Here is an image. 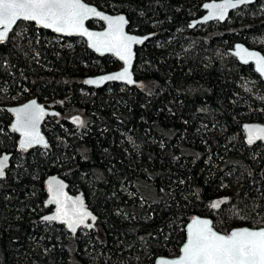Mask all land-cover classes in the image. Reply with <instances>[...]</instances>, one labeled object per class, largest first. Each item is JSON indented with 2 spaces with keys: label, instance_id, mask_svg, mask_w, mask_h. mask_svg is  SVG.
<instances>
[{
  "label": "trees",
  "instance_id": "16d2710c",
  "mask_svg": "<svg viewBox=\"0 0 264 264\" xmlns=\"http://www.w3.org/2000/svg\"><path fill=\"white\" fill-rule=\"evenodd\" d=\"M85 1L125 13L132 32H154L136 49L144 85L90 88L87 75L120 63L31 22L0 43V155L14 153L0 180V264H153L180 253L194 214L223 233L263 227L264 144L247 143L243 125L264 123V81L229 49L243 42L264 53V0L194 29L206 0ZM30 97L61 115L44 125L49 148L25 152L5 106ZM77 113L84 122L73 126ZM53 173L84 192L96 229L72 235L40 219ZM222 195L228 203L213 208Z\"/></svg>",
  "mask_w": 264,
  "mask_h": 264
},
{
  "label": "snow or ice",
  "instance_id": "6c2138e0",
  "mask_svg": "<svg viewBox=\"0 0 264 264\" xmlns=\"http://www.w3.org/2000/svg\"><path fill=\"white\" fill-rule=\"evenodd\" d=\"M248 0H238L243 4ZM205 7L220 9V18L227 8L237 7L236 3L226 0L221 5H205ZM89 14L97 16L100 13L84 4L82 0H0V43L4 42L9 31L18 20L36 21L45 28H52L56 32H80L93 40L92 47L99 51L101 47L108 51H115L116 54L126 62L130 63L131 44L141 41L124 33L123 26L127 22L123 16L110 18L102 17L108 21V31L105 33H92L84 28V21ZM249 57L256 59L258 69L264 73V57L256 53H248ZM244 59V57H241ZM247 62V61H245ZM106 80H124L131 83L130 74L126 68L123 72L104 77ZM88 83H98L89 80ZM34 105V102H33ZM33 106H26L18 110L16 129L23 131L25 137L21 147H28L32 144L43 143L35 131V126L43 116V110H32ZM22 114V115H21ZM252 130L250 129V132ZM257 133H264V129H256ZM264 140V135L249 136V143L253 139ZM7 157L0 160V177L4 175V168ZM62 188V185L60 186ZM52 200L61 205L57 216L45 217L46 220L61 219L68 216L66 203L59 199V190L52 189ZM68 198L65 197V200ZM73 205L79 204L78 208H73L76 219L70 221L68 226L75 230V225L84 223V220L91 214L83 209L82 203L72 201ZM213 208L219 207V202L212 204ZM95 219V217H92ZM182 257L177 260L161 259L160 264H264V228L253 230L242 228L233 230L229 235H222L214 231L211 222L208 220L195 219L188 227L187 242L182 249Z\"/></svg>",
  "mask_w": 264,
  "mask_h": 264
},
{
  "label": "water",
  "instance_id": "95a60500",
  "mask_svg": "<svg viewBox=\"0 0 264 264\" xmlns=\"http://www.w3.org/2000/svg\"><path fill=\"white\" fill-rule=\"evenodd\" d=\"M82 2L86 5H88L89 7L95 9L96 12L100 13L99 16H97L95 14H89L88 18L85 19L84 28L87 29L88 32L98 33V34L107 32L109 25H108V21L102 18L104 16H107L110 18H116L119 16L124 17V19L127 21L123 26V30H124L125 35L134 37L137 40L141 41L139 43H132L131 44L130 63L126 62L125 60H122L116 54L115 51H108L103 47H101L100 50L98 51L97 48L92 47L93 40L90 39L88 36L83 35L80 32H73L71 34H69L67 32H56L52 28L43 27V25L37 23L36 21L18 20L16 22V24L13 25V28L9 31L8 36L4 42H6L8 40V38L10 37V35L14 31V29L16 28L18 23L21 21L34 23L38 28L48 30V31L60 36V37L81 38L86 43V46L89 49H91L94 53H96L98 56L110 55V56L114 57L120 63V67L115 69V70L103 72V73H98V74L87 75L84 79L85 85L89 86L90 88L99 89V88L105 87L108 84L119 83V84H124L128 87L142 88L144 85V82L142 80L136 79L135 73H134V65H135V61H136V49H137V47H142L145 43H147L148 40H150L154 36V32H150V33L132 32L131 30H129V27H128L129 26V19L125 13H123V12H115V13L108 12V11L100 9L99 7H97L96 5H94L92 3L86 2L85 0H82ZM231 2L236 3L237 7L227 8L223 12V18H220V9L205 7V5H221V4L226 3V0H206V1H204L201 5V9L203 10V14L196 19H192L190 24H189V28L194 29L199 25H205V24H209V23H213V22L225 23L229 20L232 12L242 8L245 5L255 3L256 0H248V2L243 3V4L238 3V0H231ZM91 22H99V23H101V26L100 27L90 26L89 24ZM229 53L231 55H233L238 60L239 63H241L243 65H252L256 74L264 81V73L259 71L256 59H253L247 55L248 53H256V54H258V56L264 57V53L262 51H260L259 49H256V48L249 47L248 45H246L243 42H236L234 44V46L231 49H229ZM241 57H244V59H242ZM245 61H247V62H245ZM126 68L128 69V72L130 74V79L132 81L131 83H129L127 79H124V80H106V79H104V77H106V76L115 75V74H118L120 72H123ZM89 80H95V81H98V83H94V84L88 83L87 81H89ZM33 102H34V105H33ZM29 105L33 106L32 110H37V109L43 110L44 114L39 119V121L37 122V124L35 126V131L38 133L39 137L42 138L43 143L32 144L31 146L22 148L21 144L24 141L25 137L23 135V131L16 129L17 113H18V110L24 109L26 106H29ZM5 109L12 116V120H11V124H10L9 128L12 132H15L18 135L17 149L19 151L29 152V151L36 149V148H42V149L49 148L50 142H49V138H48L47 134L44 131V125L49 118L59 117L61 115V111H59V109L57 107L50 106L46 102L40 101L37 97H30V98L24 100L23 102H20L17 104L7 105V106H5ZM68 121L73 126H80L84 122V117L82 114L77 113V114L70 116ZM243 129H244V137H245V140L247 143H249V136L250 135H252L253 137H255L256 135H264V133H257L256 132V129H264V123H260L257 121H247L244 123ZM250 129L252 130L251 132H250ZM257 143H263L264 144V140L254 138L253 142L249 143V144H257ZM13 155H14L13 152H3L0 155V160H3L4 157L8 158L6 166L4 168V175L2 177H0V180L5 179L7 177L8 170L10 169V167L12 165ZM50 182L52 185V189L59 190V199L62 202L66 203V209L65 210L68 212V216H66V217L62 216L61 219H56V220H46L45 219V217L57 216L58 212L61 208L60 204L50 202L52 200V196H53V192L50 190ZM61 185H62V188L60 187ZM44 188L46 191L45 205L48 207H51V210L48 213H45L41 216L40 219L42 221L57 223V224L63 225V226H65L67 231L69 233H71L72 235L78 234L79 231L82 229H88V230L96 229L97 223H98V216L90 208L89 204L87 203L85 194L82 190L73 193L70 190L69 182L59 173L48 174L44 179ZM65 197H67L68 199L65 200ZM229 199H230L229 195L218 196V197H215L213 199L212 204L219 202L218 208H220V207L224 206L226 203H228ZM72 201H79L80 203H82L83 209L91 214L89 217H87L84 220V223L75 225L74 231L72 228H70L68 226V223L70 221L76 219L75 215L73 214V208H78L80 205L79 204L73 205L71 203ZM92 217H95V219H92ZM195 219L210 221L212 229L214 231H216L217 233L222 234V235H229L233 230L242 229V228H249V229H253V230H258L260 228H264V226L263 227L241 226V227L233 228L229 233H223V232L218 231L214 227L213 220L211 217L205 216V215L194 214L189 218L188 222L185 225L186 238H185V241H184V243L180 249V253L177 256H165V255L158 256L153 264H160L161 259L177 260V259L182 257V255H183L182 249H183L184 245L186 244L187 238H188V227L192 224L193 220H195Z\"/></svg>",
  "mask_w": 264,
  "mask_h": 264
},
{
  "label": "rangeland",
  "instance_id": "374dc122",
  "mask_svg": "<svg viewBox=\"0 0 264 264\" xmlns=\"http://www.w3.org/2000/svg\"><path fill=\"white\" fill-rule=\"evenodd\" d=\"M50 106H53V105H50Z\"/></svg>",
  "mask_w": 264,
  "mask_h": 264
},
{
  "label": "flooded vegetation",
  "instance_id": "af4514ba",
  "mask_svg": "<svg viewBox=\"0 0 264 264\" xmlns=\"http://www.w3.org/2000/svg\"><path fill=\"white\" fill-rule=\"evenodd\" d=\"M54 106V105H53ZM70 118V117H69Z\"/></svg>",
  "mask_w": 264,
  "mask_h": 264
}]
</instances>
